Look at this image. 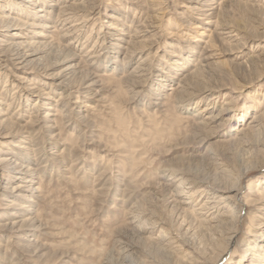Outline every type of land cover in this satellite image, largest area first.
<instances>
[{
	"label": "rangeland",
	"instance_id": "1",
	"mask_svg": "<svg viewBox=\"0 0 264 264\" xmlns=\"http://www.w3.org/2000/svg\"><path fill=\"white\" fill-rule=\"evenodd\" d=\"M7 1L0 0V6L20 8L18 0ZM76 1L85 10L99 7L101 14L93 31L103 21H111L121 31L137 30L140 36L134 53L138 51L150 68L144 77H137L129 73L136 61L130 57L125 59L128 66L121 71L105 69L102 57L92 67L85 64L84 75L81 72L71 76L70 83L79 88L87 70L98 75L96 89L100 93L90 107L81 105L83 110L71 121L75 128L55 119L52 132L57 137L35 126L26 129L25 136L34 138L39 157L35 168L40 198L31 216L41 224L43 234L31 243L14 239L2 228L9 220L11 208L0 201V264H120L118 251L122 240L134 241L138 246L131 256L135 264L180 258L173 248L168 249L169 253H158L150 245L148 235L134 233L129 219L135 207L137 214L143 216L142 227L147 226L145 220L153 213L152 217L165 222V229L171 226L177 232L188 227L185 239L197 250L193 264H241L238 260L246 242L245 227L252 220L249 210L243 205L240 219L235 222L237 232L227 250H223L218 247L220 237L206 225H200L198 215L178 211L169 194L168 178L184 177V183L191 185L189 193L195 197L203 189L235 186L237 182L241 186L235 201L239 206L250 181L254 187L264 185V0ZM92 23L81 35L77 49L91 33ZM89 36L90 46L96 33ZM57 37L54 44L66 43ZM54 57L49 56L51 60L47 58V62H56ZM171 58L178 64L169 74L180 78L188 74L182 84L184 90L167 89L170 82L163 89L156 86L162 76L160 71L170 66L167 61ZM7 64L9 72L0 75V109L10 116L21 109L25 102L22 95L28 94L23 107L24 125L35 102V91L15 95L18 83L12 81L14 70ZM44 72L46 75L36 74V86L56 101L60 91L52 90L49 71ZM202 89L208 93L201 101L184 100L186 91ZM224 97L233 100L230 121L222 120L211 128L193 116L205 105L217 111ZM54 101L52 105L60 114L62 110ZM183 104L189 110H183ZM45 109L41 108L40 114ZM252 117L256 119V129L248 128L238 137L231 132L235 125ZM17 137L0 139V151L15 152V147L23 144ZM54 141L55 148L50 146ZM43 151L47 152L46 160ZM52 152H57L58 157ZM75 158L77 161L72 164ZM44 164L53 169L43 167ZM257 164L262 168L252 173ZM246 168L252 170L247 177L243 175ZM0 176L4 178V173ZM217 194H221L220 190ZM158 227L154 226L153 231Z\"/></svg>",
	"mask_w": 264,
	"mask_h": 264
},
{
	"label": "bare ground",
	"instance_id": "2",
	"mask_svg": "<svg viewBox=\"0 0 264 264\" xmlns=\"http://www.w3.org/2000/svg\"><path fill=\"white\" fill-rule=\"evenodd\" d=\"M9 1L10 0H8L7 3H9ZM18 3L20 8L0 6V75L9 72L7 71V67H9L7 63H9L14 70L12 81L18 83V85H16L17 90L14 94L23 91L26 93L27 91H35V94L32 95L35 98V102L33 107L31 106L32 111L26 115L28 120H25L24 125L22 123L25 117L23 107L26 106V102L29 99L28 94L22 95L25 102L21 109L12 112L10 116L6 115L4 112L5 110L2 111L0 109V139L2 140L3 138L5 139L15 135L19 136L17 140L23 143L17 147L12 145L17 149L15 152L5 153L0 151V173H4V178L0 176V201H2V203L3 201L7 202L12 211L9 215V220H7L4 225L2 224V228L8 230L14 239H24L31 243L35 241L34 239L38 235L43 234V232H41L43 228L41 224L35 222L36 220L34 221L31 216L34 212L33 207L40 198L39 186L36 181L38 171L37 168H35V166L38 165L36 160L39 159V157L37 158L36 155L37 148H34V138L27 135L25 136V133H28L26 129L35 126L42 132L52 133L50 136L54 137L56 134L52 131L55 128V119H62L64 126L75 128L73 127L74 125L71 126V124H73L71 121H73L74 115L77 112L80 113V111L83 110L80 109L81 105L87 108L90 107L91 102L97 101L96 98L99 96L97 94L99 91L96 89L98 84L96 78L98 75L84 70L86 76L82 79L83 81L77 89L71 84L72 82L70 83L69 79L71 76L81 72L83 73V66L88 64V66L92 67V65L97 62L98 58L101 59L100 57H102V60L104 58V63L102 64L105 69H116L117 71L126 68V66H128L127 61L130 60V58H134V60H136L134 61L135 66H132L129 73L137 77H144L145 72H147L150 66L147 64L146 59H141V55L138 51L134 53V51H136L134 47L137 43L136 39L140 36L137 30L121 31L120 28L114 26L111 21H103L105 23L102 25L98 24V30L93 31L95 20H98L101 14L98 6L89 7L90 10H85L81 7L82 5H80V2L78 3L76 0H18ZM85 11L88 13L83 14ZM90 23H92L90 32L96 33L93 44L89 46L87 43L90 37L89 34H91L89 33L81 42L80 48L77 49L79 39ZM56 37L64 39L66 43L60 42L61 44H54V38ZM85 44H88L86 48H84ZM49 56H55L53 59H55L56 62L52 64L48 63L47 61L51 60ZM111 58H114L112 63L110 61ZM171 60L167 61H170L168 63L170 66H165V70L160 71L162 76L158 79L159 83H156V86L163 89L165 88V84L170 82L172 85L167 89L174 90L177 87H181L182 89L184 87L182 86L183 81L188 74L183 75L181 78L169 74V72H171L170 70H174L173 66L177 67L176 64H178L176 60L172 58ZM3 63L5 64L2 65ZM44 71H49L47 76L52 90L60 91L61 95L56 101H54L48 93L39 90L36 86L38 84L36 74L45 73ZM207 93L208 90L206 89L189 93L186 91L185 94L187 95L185 98H181H184L185 101L195 99L198 102L205 98ZM195 95L196 97L192 98ZM85 99L89 101L87 100L86 103L84 102L85 104H83ZM212 100L214 99H210L211 102H213ZM53 101L54 103L56 102L55 105L58 104L61 108L62 111L60 114L56 113L55 106L52 105ZM41 108H46L42 114H40L39 111ZM232 108L233 100L224 97V101H222V105H220L217 111H214L212 106L205 105L193 112V116H195L201 124L205 125V127L209 126L211 128H216L222 120L230 121L232 119L229 114ZM183 110L187 111L189 108L184 105ZM254 127H256V119L252 117L237 126L235 125L231 132L238 137L243 135L248 128ZM50 146L55 148V141L50 144ZM23 154H26V156ZM29 154L32 155L30 156ZM46 154L47 152L43 153V158L45 160L47 158ZM52 154L58 157L57 152H52ZM57 157H55V161ZM76 161V158L72 159V164ZM45 166L51 168L50 164H44L43 167ZM261 166V164H257L253 171L251 170L252 173L260 170L262 168ZM51 169H53V167ZM177 170L180 171V169ZM249 171L250 170L246 168L243 175H245V177L251 175V171ZM236 176H239V174ZM183 178L181 175L168 178L170 181L168 185L171 188L169 194L176 201L178 211L184 214L186 211H190L198 215L200 225H206L209 230L212 229V233L220 237L221 243H218V247L221 246L223 250L225 248L227 250L232 238L237 232L235 222L237 223L240 219V214L244 210V205L249 210L248 212L251 213L252 220L248 219L250 221L246 224V242L244 248H242V254L238 262L241 264H264V185L261 188L254 187V182L250 181L246 186L244 194H241L243 196L242 199L240 198L241 206H239L235 202L237 200L236 196L241 190V186L236 185L237 182L235 186L233 184L229 186L226 185L227 187L223 188H218L217 186V188L213 190H211V188L203 189L195 197L193 193H189L191 185L185 184V179L183 180ZM235 180L233 182H235ZM230 182H232V180ZM219 190L221 192L220 195L217 194ZM194 191L196 192V189ZM15 199H19L20 202H14ZM132 206L134 205L132 204ZM136 208L137 207L131 209L132 212H130L131 215L129 219V225H131L134 233L139 236L148 235L152 241L150 245L154 246L158 253H169L168 249L173 248L176 253L181 256L180 258H167L164 263L150 260V264H193V262H195L197 250L188 239H185L187 238L185 235L188 231V227L179 228L178 230L180 232H176L171 226L165 229L163 227L165 222L161 218L152 217L155 213L152 215L149 214L148 218L145 220L147 226L142 227L140 226V222L143 216L137 214L138 211L136 212ZM146 211H148V209ZM143 213L147 216L146 212L143 211ZM157 225H159L158 230L153 231V227H157ZM128 232L130 233L131 231ZM119 242L120 249L118 251V256L121 260L120 264H135V262H133L135 260H132L131 256L138 249L136 243L134 241L123 240Z\"/></svg>",
	"mask_w": 264,
	"mask_h": 264
}]
</instances>
